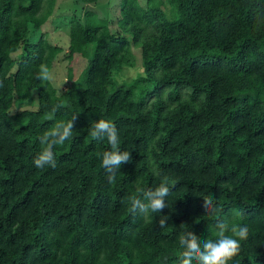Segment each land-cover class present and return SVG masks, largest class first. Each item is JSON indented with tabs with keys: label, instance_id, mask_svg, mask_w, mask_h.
Wrapping results in <instances>:
<instances>
[{
	"label": "trees",
	"instance_id": "16d2710c",
	"mask_svg": "<svg viewBox=\"0 0 264 264\" xmlns=\"http://www.w3.org/2000/svg\"><path fill=\"white\" fill-rule=\"evenodd\" d=\"M56 1L0 0V264H180V233L216 240L219 218L248 227L229 264H264V0H121L111 22L73 13L67 58L89 64L78 78L69 67L63 90L36 78L63 49L28 40ZM74 114L57 166L35 167L39 136ZM99 119L131 153L114 184L98 155L110 145L89 134ZM164 179L167 207L133 213Z\"/></svg>",
	"mask_w": 264,
	"mask_h": 264
},
{
	"label": "clouds",
	"instance_id": "9594fccd",
	"mask_svg": "<svg viewBox=\"0 0 264 264\" xmlns=\"http://www.w3.org/2000/svg\"><path fill=\"white\" fill-rule=\"evenodd\" d=\"M36 78L42 84L50 83L54 80V75L49 67L41 64ZM63 105H56L52 108V114L47 118L53 119V114ZM78 115L74 114L70 121H58L49 130L44 131L39 136V142L42 150L33 160L34 166L43 169L45 167L55 168L57 166L54 148L63 145L65 141L73 138V129ZM90 136L95 140L106 139L111 150L98 153L102 157L101 165L106 172V179L109 184L116 181V173L120 170L122 164L131 161V153L121 151L119 148V132L114 123L99 119L91 124L89 129ZM170 187L167 179H164L155 189H149L143 194V200H131V211L146 214L149 210L154 213H160L165 207V197L169 195ZM203 207L206 217L216 215L215 196L209 195L203 199ZM243 213L240 210H233L232 216L239 217ZM167 216H162L159 220V227L166 226ZM209 231H214L216 240L207 238L201 242L198 237L189 230H184L179 235V244L183 249L179 256L180 264H229L239 254L240 240L248 238L247 225L240 226L230 223L227 218H219ZM231 232L232 235L227 233ZM238 238V239H237Z\"/></svg>",
	"mask_w": 264,
	"mask_h": 264
},
{
	"label": "rangeland",
	"instance_id": "374dc122",
	"mask_svg": "<svg viewBox=\"0 0 264 264\" xmlns=\"http://www.w3.org/2000/svg\"><path fill=\"white\" fill-rule=\"evenodd\" d=\"M121 0H100L96 5L85 6L82 3H78V0H57L55 4V10L49 21L41 28L37 29L32 27L28 40L32 43L39 41L41 37L50 42L51 44L59 45L63 52L58 55L53 63L52 73L54 80L51 83L59 90H63L67 83L69 67H72L75 71V75L78 78L79 75L88 67L89 61L79 56L75 57L72 61L67 58V52L69 49V22L72 14H80L82 18L85 12L94 11L99 17L106 19L107 21L115 20L119 13V2ZM143 4L147 0H140ZM117 29V26H113ZM134 52L137 57V67L126 71L128 76L135 77L139 71H141V51L134 48ZM16 57V56H14ZM35 98V97H34ZM37 101L35 98L26 101L25 103H16L13 111L24 110L26 108H34ZM20 105V106H19Z\"/></svg>",
	"mask_w": 264,
	"mask_h": 264
}]
</instances>
